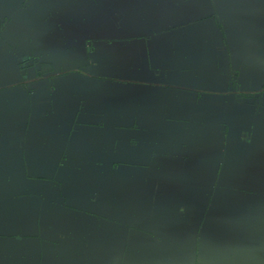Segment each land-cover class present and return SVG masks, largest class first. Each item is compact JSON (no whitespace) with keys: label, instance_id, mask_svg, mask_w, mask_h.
Listing matches in <instances>:
<instances>
[{"label":"crops","instance_id":"obj_1","mask_svg":"<svg viewBox=\"0 0 264 264\" xmlns=\"http://www.w3.org/2000/svg\"><path fill=\"white\" fill-rule=\"evenodd\" d=\"M0 17V264H264V0Z\"/></svg>","mask_w":264,"mask_h":264},{"label":"water","instance_id":"obj_2","mask_svg":"<svg viewBox=\"0 0 264 264\" xmlns=\"http://www.w3.org/2000/svg\"><path fill=\"white\" fill-rule=\"evenodd\" d=\"M4 19H1L0 17V22L2 23ZM3 24V23H2ZM9 45L12 47V53L14 54L15 56V60H17V62H19V64L21 65L20 67L24 70L23 74H25V69L28 67V66H33V61H28L27 60V53L24 52L22 50V46L21 45H14V44H11L9 43Z\"/></svg>","mask_w":264,"mask_h":264}]
</instances>
